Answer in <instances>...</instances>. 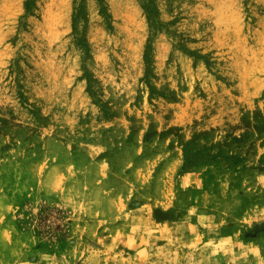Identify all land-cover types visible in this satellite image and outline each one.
<instances>
[{
  "label": "rangeland",
  "instance_id": "374dc122",
  "mask_svg": "<svg viewBox=\"0 0 264 264\" xmlns=\"http://www.w3.org/2000/svg\"><path fill=\"white\" fill-rule=\"evenodd\" d=\"M0 264H264V0H0Z\"/></svg>",
  "mask_w": 264,
  "mask_h": 264
}]
</instances>
